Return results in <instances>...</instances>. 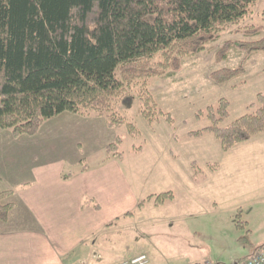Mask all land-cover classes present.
Wrapping results in <instances>:
<instances>
[{
  "label": "rangeland",
  "instance_id": "rangeland-1",
  "mask_svg": "<svg viewBox=\"0 0 264 264\" xmlns=\"http://www.w3.org/2000/svg\"><path fill=\"white\" fill-rule=\"evenodd\" d=\"M254 26L261 35L249 37L246 29ZM260 38L264 0L252 5L248 17L229 25L204 52L174 58L164 75L128 87L125 95L131 101H116L126 121L121 127L110 128L105 118L94 114L63 113L46 121L33 137H15L0 129V182L17 192L28 184L30 166L63 160L69 175L84 165L98 168L115 160L143 204L133 216L122 217L89 241V264L130 263L142 254L148 256V264H234L249 258L264 246V133L226 152L206 131L211 123L206 113L226 99L229 118L220 124L226 128L261 107L257 97L264 95V53L238 46ZM227 43L233 46L219 61L216 55ZM163 59L157 55L155 61ZM239 67L243 74L229 83L216 84L211 78L214 72ZM146 91L163 113L154 123L142 116L140 96ZM127 123L135 125L137 136L130 135ZM194 132L203 134L190 136ZM117 138L122 139V157L109 159L106 147ZM164 193L173 198L157 204L155 199ZM197 200H203L208 213L189 211L188 205ZM214 201L218 206L209 214ZM11 202L16 204L17 197L6 201ZM16 207L7 224L0 222L3 228L30 225L22 206Z\"/></svg>",
  "mask_w": 264,
  "mask_h": 264
},
{
  "label": "trees",
  "instance_id": "trees-1",
  "mask_svg": "<svg viewBox=\"0 0 264 264\" xmlns=\"http://www.w3.org/2000/svg\"><path fill=\"white\" fill-rule=\"evenodd\" d=\"M257 1L0 0V129L15 137H33L46 121L63 113L94 114L105 118L110 128L121 127L126 121L116 101H131L125 95L128 87L164 75L174 58L204 52L229 25L248 17ZM249 28V37L261 35L260 28ZM232 46H223L217 59H224ZM238 46L264 53V38ZM157 55L164 59L156 62ZM241 74L239 67L214 72L211 78L226 84ZM140 98L142 116L156 122L163 113L152 95L146 91ZM257 98L261 107L255 113L226 128L220 124L229 118V102L221 99L207 109L211 123L206 131L224 151L264 133V95ZM166 119L172 123L167 114ZM127 128L132 137L138 135L132 123ZM121 145L117 138L106 147L109 159L122 157ZM88 169L84 166L82 172ZM71 177L63 175L64 180ZM13 194L0 190L2 223L15 208L6 203ZM172 198L171 193L161 194L156 202Z\"/></svg>",
  "mask_w": 264,
  "mask_h": 264
},
{
  "label": "crops",
  "instance_id": "crops-1",
  "mask_svg": "<svg viewBox=\"0 0 264 264\" xmlns=\"http://www.w3.org/2000/svg\"><path fill=\"white\" fill-rule=\"evenodd\" d=\"M30 167L28 184L17 192L0 182L1 191H14L16 204L22 206L26 223L30 224L10 230L0 224V264H89L85 258L91 248L89 241L122 217L133 216L143 204L115 160L85 172L80 169L70 173L68 180L63 179L67 175L63 160ZM202 203L203 200L190 203L189 211L208 213ZM212 204L209 214L218 206L215 201Z\"/></svg>",
  "mask_w": 264,
  "mask_h": 264
},
{
  "label": "built area",
  "instance_id": "built-area-1",
  "mask_svg": "<svg viewBox=\"0 0 264 264\" xmlns=\"http://www.w3.org/2000/svg\"><path fill=\"white\" fill-rule=\"evenodd\" d=\"M130 264H148V258L147 256L142 255L133 259ZM234 264H264V247L256 250L255 253L245 262Z\"/></svg>",
  "mask_w": 264,
  "mask_h": 264
}]
</instances>
